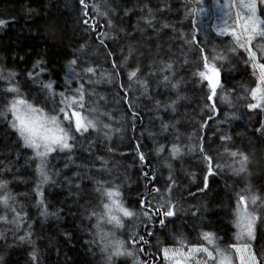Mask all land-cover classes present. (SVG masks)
I'll return each instance as SVG.
<instances>
[{
	"label": "trees",
	"instance_id": "trees-1",
	"mask_svg": "<svg viewBox=\"0 0 264 264\" xmlns=\"http://www.w3.org/2000/svg\"><path fill=\"white\" fill-rule=\"evenodd\" d=\"M84 2L89 6L87 9L81 7L80 0H0V19L7 21L0 26V76L4 77L0 80V111L11 98V94L5 95L3 91L9 81L19 86L26 99L52 115L54 109L58 111L61 98L42 90L41 82L51 81L56 93L68 91L71 95V90L79 86V79L85 91L93 93L86 96L84 114L97 123L95 130L89 129L83 136L76 134L71 151L57 149L49 154L47 171L52 182L45 184L41 192L48 211L57 215L42 217L34 190L39 160L31 149L21 146L9 127L11 115L0 116V180L7 182L5 188H0V196L7 193L10 197L7 206L0 204V216L7 217V222L0 220V233L4 234L0 236V264H32L28 253L33 246L38 249L39 264H107V253L101 250L102 242L97 238V224L101 234H112L109 239L124 241L125 248L135 253L113 256L111 264H136L137 259L163 264L161 249L177 247V237L189 245L200 243V233L204 231L213 232L220 244L234 243L237 194L247 195L251 191L264 197V132H257L264 121V109L247 107L255 102L250 92L257 86L258 72L254 75L242 49L236 53L229 51L231 36L217 34L215 24L224 22L217 1ZM92 5H97L99 12ZM149 8L155 14L150 26L144 23ZM192 8L203 11L191 14ZM93 18L95 31L83 23L87 20L93 25ZM228 22L233 23L231 15ZM97 33H108L107 37H101L106 47L99 44ZM81 45H85L83 51ZM129 45L133 53L122 63L129 56ZM201 48L206 50L210 63L217 54L226 57L215 61L222 87L212 101L207 98V82L195 75L203 70ZM109 51L114 53L113 57L107 55ZM38 58L45 61V70L36 68L39 78L30 80L27 73ZM73 58L78 63L70 70L68 62ZM113 60L119 66V75L113 73ZM168 63L172 64L171 70L164 67ZM88 66L96 69L94 75L83 72ZM135 68L139 69L137 76L129 81L128 72ZM70 71L72 75H68ZM9 72H15L16 76L10 79ZM107 74H113V78L110 80ZM177 82L178 87L173 89L172 84ZM221 96L227 99L221 100ZM173 101L175 105L168 107ZM212 104L214 110L209 107ZM221 136L230 139L222 141ZM201 144L213 157V166L217 163L223 166L209 177V186L204 191L199 190L204 188L207 168L201 157ZM173 145L180 148L175 157L170 151ZM138 146L146 156L143 166ZM161 146L163 151L157 153ZM225 148L247 155V171L233 172L239 163L225 153ZM68 156L73 160L65 168ZM238 160L239 157L235 158ZM169 166L177 183L172 199L178 210L161 227L158 219L149 222L140 212L139 201L145 191L154 205L160 201L151 187L145 188L153 184L152 179H145L141 173L146 172L149 178L154 175L155 186L163 191L170 183ZM74 172L82 174L79 192L74 187L77 181L72 180L70 190L66 179ZM94 181L106 182L105 187H117L123 205L136 211L139 219L123 217V227H115L106 217L99 221L90 217L88 212L92 210L103 214L102 203L107 202L106 197L95 191ZM13 208L26 217L19 229L11 223L16 215ZM256 210L252 206L251 211ZM25 231L33 233L31 244L18 240ZM133 231L144 236L148 245L133 246L130 240ZM66 234L71 235L70 240L65 238ZM141 246L144 252H139ZM255 248L264 250V223L259 224ZM148 252L150 256L145 255Z\"/></svg>",
	"mask_w": 264,
	"mask_h": 264
},
{
	"label": "snow or ice",
	"instance_id": "snow-or-ice-1",
	"mask_svg": "<svg viewBox=\"0 0 264 264\" xmlns=\"http://www.w3.org/2000/svg\"><path fill=\"white\" fill-rule=\"evenodd\" d=\"M80 5L82 8L87 9L89 6L85 4L84 0H80ZM264 0H225L224 8L229 11L226 15H231L235 12V19L231 25L227 24V21L215 24V30L218 35H228L232 37V47L229 49L230 52L236 53L239 50H243L247 55L246 62H250L251 67L254 69V75L258 72L257 76V86L251 89L250 96L254 103H249L247 105L248 109H264V43H255L257 39L264 41ZM93 9L99 12L97 5H92ZM258 8H261V13L258 14ZM203 11V9L192 8L189 9V13L195 14L197 11ZM164 8L159 9V12H163ZM101 16L105 13L100 12ZM84 15L87 16L88 12L85 11ZM154 13L151 8L148 9V14L144 18L145 25H152L154 20ZM7 23L6 20L0 19V26ZM84 25L91 27L95 31L93 18V25H89L87 20L83 21ZM109 27L112 26L111 20H109ZM195 26V21H194ZM162 27H168L167 24H162ZM143 31V29H140ZM131 34H129L130 36ZM108 33H97V38L99 44L105 45V40L101 37H107ZM195 39V36L193 37ZM85 45H81V51H83ZM205 49L201 48V56L203 58V70L198 71L195 75L203 81H206L209 88L208 100L212 101L214 96L217 95L218 88L222 87L220 84V69L216 67V60H224L226 57L221 54H217L211 57L212 63L209 62V56L205 54ZM133 53V48L129 45V56L124 57L122 63H126L131 54ZM109 57H113L114 53L109 51L107 53ZM23 60V57H21ZM78 63L76 58H73L68 62L70 70L73 66ZM45 61L38 58L33 62L32 70H29L27 77L30 80H38L40 73H36L34 70L36 68H41V72L45 69L43 65ZM118 65L113 60L112 68L115 75H119L117 71ZM165 68L171 70L172 64L168 63L164 65ZM96 69L92 66L85 67L83 72L85 74H95ZM139 69L135 68L128 72L129 81L134 80L137 76ZM70 71L68 75H72ZM75 75L79 76V73ZM108 78L111 80L113 74H107ZM16 76L15 72H9V78ZM4 79L0 76V80ZM165 81L169 80L168 76L164 77ZM91 83V81H89ZM67 84L68 81L66 80ZM78 87L71 90V95L68 91H62L56 93L53 90V83L51 81L41 82L42 90L53 97L56 95L60 96L59 109L55 111V114L49 115L45 111V108L36 104L34 101L30 102L21 93L18 85L13 84L9 81L8 86L4 89L5 95L11 94V98L7 99L4 108L0 111V116L7 117L8 114L11 115V120L8 121L9 127L15 131L18 140L21 142V146L26 149H31L35 158L39 160L36 166L37 183L35 185L36 203L40 206V215L42 217H48L50 215H57V213H50L45 201L43 199V193L41 188L50 182L52 178L47 171V163L49 154L55 152L59 149L61 152L65 150L71 151L74 148L76 134L83 136L84 133L88 132L89 129L95 130L97 128V123L95 120L90 119L85 115V104L87 103L86 96H90L93 93H87L85 91L84 85L77 80ZM141 86L144 85L143 81H139ZM178 87V82L172 84V88L176 89ZM221 100L227 99L226 96H221ZM179 99V97L177 98ZM127 102V101H125ZM176 101L172 102V107L175 105ZM213 110L215 109V104L209 105ZM94 111V109H93ZM206 123V122H205ZM105 128L108 125H104ZM167 128V125H164ZM203 128V125H201ZM257 132H264V121L261 122V127L257 129ZM222 141L230 139L227 136H221ZM157 153L163 151V146L156 149ZM171 153L175 157L180 153V148L176 145L171 147ZM225 153L232 158L234 162L239 163L238 168H233L234 173H241L247 171L246 165L248 162V157L245 153L239 151H229L225 148ZM137 153L141 165L146 162V156L144 153L139 151V146L137 147ZM200 153L203 162L207 166L204 173V188L199 189L204 191L209 186V177L215 174L216 169H220L223 166L216 164L213 166V157L205 152L203 144L200 146ZM239 157L238 161L235 158ZM99 159V158H98ZM68 163H65V168L69 167L73 158L68 156ZM104 164L107 161H103ZM82 167V165H77V168ZM231 167V165L229 166ZM91 169L89 168V171ZM154 172V170H153ZM59 176V172L56 174ZM141 175L145 179H152V185H145V188L151 187L152 193L160 196V201L158 204H153V201L148 198V192L145 191L140 197V212L143 217L151 222L154 219H158L161 227L165 226L167 218L174 217L178 210V204L172 199V193L174 188L177 186L176 180L171 174V167L169 166V176L167 178L170 183H167V187L161 191L160 188L155 186V176L149 178L146 172H142ZM194 175V174H190ZM82 174L80 172H74L71 177L66 178L68 182L69 189L73 187L72 180H76L77 183L74 185L77 192L81 188L80 180ZM97 184L95 189L96 192L101 194V197H106L107 202L102 203L103 214L98 213L95 210L89 211L88 215L90 217H97L98 221L107 218L108 223L115 227H123L122 218L123 217H135L139 219V214L136 211L130 210L125 207L120 199V192L117 187H105L106 182L94 181ZM7 182L0 180V188H5ZM10 197L6 193L0 196V204L8 205ZM249 205L256 208V211H250ZM16 213L13 221L11 223L15 224L19 229L21 224L25 220V215L21 212H17L15 208L12 209ZM264 197L249 191L247 195L237 194L236 207L234 209V227L235 232V242L225 247L221 248L217 243V238L213 232L204 231L200 233V243L196 244H186L182 237H177L178 246L175 248L165 247L161 249L164 261L166 264H236L238 260L239 264H264V250L257 251L255 248V241L258 239L259 224L264 223ZM197 215V213H193ZM0 220L7 222L6 216H0ZM29 228L32 226L29 225ZM97 238L101 240V250L107 253L106 261L107 264H111L113 256H133L135 253L124 246V241L109 239L108 237L112 234L103 233L97 224ZM0 233V236H3ZM33 233L31 231H25L24 235L19 236L18 240L21 243L27 242L32 243L31 236ZM148 235L151 236L152 232L149 230ZM139 237V239H136ZM66 239H71L70 234H66ZM130 240L133 246L137 244L148 245V240L144 236H139V233L133 231L130 233ZM111 247V252H108V248ZM186 249V250H185ZM139 252H144V247L139 248ZM146 256H150L151 253H145ZM30 261L32 264H39V253L38 249L34 246L32 251L28 253ZM136 264H148L146 260L137 259Z\"/></svg>",
	"mask_w": 264,
	"mask_h": 264
},
{
	"label": "rangeland",
	"instance_id": "rangeland-1",
	"mask_svg": "<svg viewBox=\"0 0 264 264\" xmlns=\"http://www.w3.org/2000/svg\"><path fill=\"white\" fill-rule=\"evenodd\" d=\"M217 1V4L220 6V9H221V13H222V17H224V21H227V23H229L228 22V16L229 15H226V13L229 11L228 9H226V8H224L223 7V5L225 4V0H216ZM258 14H260V8H258ZM234 15V16H233ZM233 15H232V13H231V16L233 17V21H234V19H235V12L233 11ZM255 43H257V44H261V43H264V41H261V40H259V39H257V41L255 42ZM249 210L251 211L252 210V206L251 205H249ZM167 239L166 240H169V236L167 235ZM165 238V237H164ZM235 242V241H234ZM217 243L219 244V246L221 247V248H223V247H225L227 244L226 243H223V244H220L218 241H217ZM229 245V244H228ZM101 248V247H100ZM186 250V249H185ZM163 264H166V262L165 263H163ZM236 264H239V262H238V260L236 261Z\"/></svg>",
	"mask_w": 264,
	"mask_h": 264
}]
</instances>
